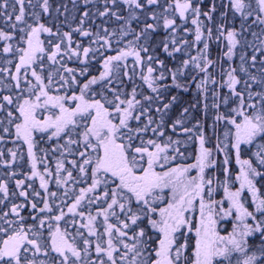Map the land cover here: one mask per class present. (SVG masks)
I'll return each mask as SVG.
<instances>
[{"label": "snow or ice", "instance_id": "obj_1", "mask_svg": "<svg viewBox=\"0 0 264 264\" xmlns=\"http://www.w3.org/2000/svg\"><path fill=\"white\" fill-rule=\"evenodd\" d=\"M0 20V164L26 147L30 169L0 178V264H264V0H0Z\"/></svg>", "mask_w": 264, "mask_h": 264}, {"label": "trees", "instance_id": "obj_2", "mask_svg": "<svg viewBox=\"0 0 264 264\" xmlns=\"http://www.w3.org/2000/svg\"><path fill=\"white\" fill-rule=\"evenodd\" d=\"M79 2H80V0H78V3ZM196 2L197 3H201L203 9L207 10L211 6L212 0H196ZM216 2H217V4H219L220 0H216ZM56 3H60L61 5H63L64 3H67L69 10L72 9V0H53L54 7H55ZM61 10L63 11V8H61ZM60 20H63V17H60ZM99 22H100L99 19H97V23H99ZM55 23H56V20H55V18H53V20H52L53 30H55ZM89 23H91V21ZM0 26H3V21L2 20H0ZM73 26H75V25H73ZM62 30H68V29H67V27H64V28H62ZM163 35H164V31L160 30V33L156 37V39H162ZM74 39L82 40V42H83V44L85 46L88 45V40L79 37L78 34L74 35ZM216 52H217V49H216L215 45H213V55H215ZM65 59L67 60V58H65ZM129 63H131V62H129ZM67 66L68 67H78L79 66V61H76L75 58H73L72 61H68L67 62ZM95 67H98V65H95ZM92 74H98V73L93 72ZM2 94H5V93H0V95H2ZM190 101L194 102V97H192V96H182V97H180V100L178 101L177 105L173 106L169 110V116L172 119H176L178 117V115H179V112H180L181 108L188 106ZM153 107H155V105ZM194 115H196V117L199 118L206 125H211L212 122H213L214 116H215V112L214 111H209L207 117H205L203 112L200 111L199 109H197L194 112ZM170 122L171 121H169V123ZM168 131H169V133L171 132L170 129ZM209 135H211L210 130H209ZM37 139H39V136H37ZM44 139H45V141H47V137H45ZM56 143H57V141H55V139H54L52 142H46V143H40L39 144L40 148H45V149L49 150L47 159L49 160L50 165H51V167L53 169L55 168V153H53L52 150H53L54 145ZM214 145H215V137L213 136L212 139H211L210 146L214 147ZM9 148H15V145L12 143V140H11L10 137H6L4 142H0V151H3L4 154H5V157L10 159V157L8 156V149ZM254 150H255V148L253 147V151ZM59 155H60V153H59ZM41 156H44L43 152H41ZM218 158H219L220 161H222L223 160V155L221 154ZM242 158H249L248 154L246 153L245 156L242 157ZM66 159L70 160V159H72V157L71 156H67ZM193 159H194V157H193ZM188 162L190 163L191 160H188ZM230 167L233 170L232 171V176H233V180H234L235 173H236V171H238V166L235 163L234 154H233V157H232V162H231ZM29 170L30 169H29V165H28V162H27V150H26V147H25L24 148V159L23 160H19L18 159L17 162H16V167L15 168H7L6 169L2 164H0V178H5V174H6L7 171H15V172H17L18 175L14 179H12L10 181V189L14 190L15 189V179H24V177L22 175H19V173L26 172V171H29ZM221 173H222V169L220 170V172H218L216 169H213L212 172L210 173V175H214V176L215 175H220V178L223 179V176H222ZM236 186L238 187V184ZM34 187L39 189V180L38 179L35 180ZM51 190L52 191L56 190L54 182L51 185ZM222 194H223L222 189H220L219 190V195H217L216 198L219 199V196L222 195ZM249 201H250V197H249Z\"/></svg>", "mask_w": 264, "mask_h": 264}, {"label": "rangeland", "instance_id": "obj_3", "mask_svg": "<svg viewBox=\"0 0 264 264\" xmlns=\"http://www.w3.org/2000/svg\"><path fill=\"white\" fill-rule=\"evenodd\" d=\"M162 31H164L162 28H161ZM256 31H259V29L257 28ZM164 36V35H163ZM226 91V90H225ZM223 110V109H222ZM60 155H59V152H55V158H58Z\"/></svg>", "mask_w": 264, "mask_h": 264}]
</instances>
